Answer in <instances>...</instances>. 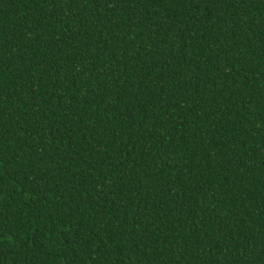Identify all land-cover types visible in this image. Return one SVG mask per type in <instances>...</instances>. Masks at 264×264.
<instances>
[{
  "label": "trees",
  "instance_id": "1",
  "mask_svg": "<svg viewBox=\"0 0 264 264\" xmlns=\"http://www.w3.org/2000/svg\"><path fill=\"white\" fill-rule=\"evenodd\" d=\"M0 264H264V0H0Z\"/></svg>",
  "mask_w": 264,
  "mask_h": 264
}]
</instances>
